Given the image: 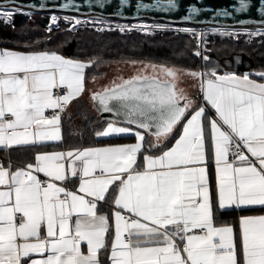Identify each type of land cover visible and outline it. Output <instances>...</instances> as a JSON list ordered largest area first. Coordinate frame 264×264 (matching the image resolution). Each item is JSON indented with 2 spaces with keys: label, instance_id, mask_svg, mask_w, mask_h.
<instances>
[{
  "label": "snow or ice",
  "instance_id": "obj_1",
  "mask_svg": "<svg viewBox=\"0 0 264 264\" xmlns=\"http://www.w3.org/2000/svg\"><path fill=\"white\" fill-rule=\"evenodd\" d=\"M108 2L95 0L93 6L104 8ZM239 2L238 11L251 6L250 0ZM127 4L119 0L121 10ZM70 6L79 10V5L64 4ZM51 20L56 23L57 17ZM93 20L106 23L103 16L93 15ZM83 23L76 20L72 26ZM92 63L55 52L0 49V148L62 140L60 113L85 91L86 70ZM163 71L168 81L138 76L92 97L103 111L145 130L135 132L137 143L41 154L35 165L15 171L0 164V264H264V216L241 217L238 230L214 224L216 210L264 206V83L247 74L188 73L200 80L203 99L218 117L210 121L218 173L214 206L205 107L193 109V100L177 88L178 70ZM256 75L264 78V72ZM54 89L66 92L54 94ZM48 109L54 110L51 117L44 115ZM182 120L175 144L160 154H148L160 148ZM131 131L113 122L97 135ZM146 135L154 141L146 142ZM234 142L242 143L255 161L244 154L230 161ZM138 159L143 170H137ZM39 174L49 179L42 181ZM77 177L83 195L55 183ZM114 184V205L120 210L114 213L109 246V217L97 209ZM122 212L130 215L126 218ZM168 226L176 232L162 231ZM180 233L182 249L174 240ZM82 243L87 244V254ZM109 247L106 261L102 256Z\"/></svg>",
  "mask_w": 264,
  "mask_h": 264
},
{
  "label": "trees",
  "instance_id": "obj_2",
  "mask_svg": "<svg viewBox=\"0 0 264 264\" xmlns=\"http://www.w3.org/2000/svg\"><path fill=\"white\" fill-rule=\"evenodd\" d=\"M0 10L5 11L4 9ZM10 13L14 14L12 28L21 27L20 25L24 22V13L17 11ZM42 17H44L43 20H48L45 14ZM42 23L45 24V22ZM151 26L153 29L148 33L141 31L138 27H124V29L115 27L103 31L88 27L85 30H80L77 38L84 52L83 58L76 56L75 40H70L69 46L62 52H58L64 56L78 59V61H94L91 67L95 62L104 65L139 62L196 72L215 70L218 74H249L259 80L264 79L256 75L264 72V39L261 37L256 38L258 42L247 39L245 40L247 43L241 44L240 39L233 32L234 29L231 28L232 30L226 29L229 36L223 37L218 32H207L198 41L193 34L185 33L170 24H151ZM26 32L28 33L22 37L23 41L18 43L13 41L15 32H12L11 28L6 29L0 26L1 46L24 51L25 49L47 50L41 47L37 48L33 44L37 32ZM205 48L208 50L205 51ZM197 52L201 55L197 56ZM203 56H207L209 59L203 60ZM88 73L90 76L98 74L96 71L91 72L90 70ZM77 120L82 122L78 124ZM107 122L111 121L102 119L98 111H93L83 104L75 114L65 117L63 120L66 146L69 149L83 148L85 145L97 142V133L103 128L102 124ZM1 159L7 158L2 157Z\"/></svg>",
  "mask_w": 264,
  "mask_h": 264
},
{
  "label": "crops",
  "instance_id": "obj_3",
  "mask_svg": "<svg viewBox=\"0 0 264 264\" xmlns=\"http://www.w3.org/2000/svg\"><path fill=\"white\" fill-rule=\"evenodd\" d=\"M0 49L16 51V52H21L25 54L37 53V52H49V53L54 52L53 50L50 51V50H43V49L42 50L25 49V51L17 50V49H13L12 47L9 48L7 46H1V44H0ZM55 53L64 56L61 53H58V52H55ZM64 57L67 59L76 60L73 57H69V56H64ZM88 71L89 70L87 69L86 78H85V91L82 93V95L74 99L68 105L67 109L63 112L64 114L61 116L60 127H61L62 140L36 143L34 145L14 146L11 148H0V157L7 158V159H2V161L0 160V164H3L6 168L10 166L12 170L15 171V170H20V169H26L28 165H35L36 157L41 154H53L56 152L66 153L68 151L84 150V149L93 148V147L128 146V145H132L138 142L135 136V132L138 131L141 134H145V131L134 128L132 126H128L126 124L125 125L120 124L116 121H111V122L102 124L104 126L100 131L104 130L108 124L113 123V122H115L117 126L130 127L132 131L126 134H120L117 136H110V137H103V136L98 135L97 142L85 145L83 148L73 147L69 149L66 146L65 141H64V127H63L64 118L75 114L78 111V109L82 107L83 104H86L87 107H89L93 111H96L93 106L94 99L91 98V94L94 93L93 94L94 96L97 93H102L105 91L104 88H100V90L98 88L96 89V85L94 86L92 84L93 82L96 81L95 77L100 75V73L96 74L95 76H90ZM223 74H226V73H223ZM223 74H220V75H223ZM236 75L243 76L239 74H236ZM189 77L191 78V80H193V83L191 85L184 86L183 92L185 91L186 93H196L197 101L193 103V109H196L199 106L205 107L206 119L204 121V127H205V143H206V155H207V173H208V179H209L210 194H211L213 205L215 206L217 202L218 173H217L216 165L214 161V147L211 141L210 121L212 119L218 120V117H217V114L215 113V110L212 109L211 106L208 105L207 102L203 99L204 94L201 90L200 80L193 78L191 75ZM250 78L255 80L257 83H264V79L259 80L256 77H252V76H250ZM91 85L93 86L90 89ZM110 88L112 87L109 86L107 89H110ZM49 110H52V109H48L44 113V115L47 117H51V116H48L47 114ZM190 114H191V110H190L189 115ZM185 119H187V117ZM184 123L185 121L182 120L181 123L176 127L174 132L169 136V138L166 141H161V147L151 149V151L148 154H160L162 150H167L171 148L175 144L176 140L179 139V136L182 134V128H183ZM148 140L154 141V137L146 135V142ZM244 150H245L244 155L248 156L249 159L255 161V158L251 157V154L247 152V149L244 148ZM77 166H79V162H77ZM66 167H67V164H66ZM137 170H143V165L140 163L139 159L137 162ZM39 176L40 178L44 177L43 174H39ZM55 183H57L58 186L66 185V187L69 190L73 192H77V194L83 195L82 193L78 192V189H79L78 177L70 178L69 181H64V182L56 181ZM118 183L119 182H117V184ZM2 188L3 186H0V190H2ZM114 189H116V184L110 187L106 200L99 202L98 209H97L98 214H103L109 217V222H110L111 227L106 237L109 246L111 245L114 239V223H115L114 213L115 211L120 210V209H117L114 205V200L117 198V195H118V192L114 191ZM123 213H127V212H122V214ZM257 216H264V206H251V207L243 208V209L216 210L214 213V224L217 227L232 226L235 230H238L241 217H257ZM75 219L76 217L73 216V221ZM162 231H167L169 234H173L176 232V228L174 226H168L167 229H162ZM195 233L200 234V230H195ZM41 235L42 237L45 235V232L43 230L41 232ZM182 235L184 234L180 233L179 235L174 236V240L176 241L177 245L181 249L183 248L182 244L185 243L184 241H181L179 239V236H182ZM237 235H238V231H237ZM81 250L84 254H87V244L86 243L81 244ZM109 254H110V247L108 249V252L102 256V259L107 261ZM44 255L47 256V253H45ZM34 258L39 259L41 257L35 256Z\"/></svg>",
  "mask_w": 264,
  "mask_h": 264
},
{
  "label": "rangeland",
  "instance_id": "obj_4",
  "mask_svg": "<svg viewBox=\"0 0 264 264\" xmlns=\"http://www.w3.org/2000/svg\"><path fill=\"white\" fill-rule=\"evenodd\" d=\"M0 9H3L0 7ZM21 12L24 13V22L21 24V27H13V16L14 14L9 12ZM43 14L47 16V21L43 20L44 17ZM52 16L57 17L56 23H53L51 20ZM76 20L83 21L82 25H78L76 27H73V23ZM42 22H45L43 24ZM114 22V23H112ZM95 24V27L93 26ZM151 24H160L157 22H145V21H126V20H108L106 23L101 25L99 21L89 20L83 18H77L76 16H73L71 14H61V13H42V12H34L30 10H14L9 9L5 11L0 10V26L5 27L6 29H12V32L14 33V42L21 43L23 41V36L25 33H28L26 31H30L32 33H36V37L34 40V45L39 48H45L50 51L54 52H62L64 48L68 47V42L71 40H75L76 43L75 51L77 57H82L83 55V49H81V43H78L77 38L80 30H85L86 28H94V29H100L102 26L104 29L107 28H121L124 29V27H138L141 31H144L148 33V31L152 30ZM171 25V24H170ZM51 26V30H49ZM177 28H180L185 33H191L194 35V37L199 41L202 38L203 34H206L207 32L211 33H220L223 37L229 36L228 28L221 27V26H193V25H173ZM81 27V28H79ZM79 28V30H78ZM44 30V31H41ZM232 30V29H231ZM233 32L236 36L240 39L241 44L247 43L245 40H253V42H258V39L261 37L264 39V31L258 30L255 27L252 28H238L234 29ZM70 36V37H69ZM71 38V39H70ZM12 39V38H11ZM2 41L0 37V42ZM27 41V40H26ZM11 42V40H10ZM208 48H205V51H207ZM59 53V52H58ZM75 56V54H74ZM83 58V57H82ZM78 60V59H76ZM92 66V65H91ZM169 69H176L174 67H168V66H159L155 64H147V63H132V62H122V63H116V64H100L98 62H95L93 67L88 68L91 72H97L100 73V75L96 76V81L92 84L95 86L96 89L98 88H104L107 89L109 86L114 87L116 85L122 84L126 80L134 79L136 77H148L149 79L155 78L158 81L165 82L168 81L170 78L166 75V73L163 71L164 68ZM180 72V75L178 77V80L176 81L177 88L180 89L183 92L184 86L191 85L193 83V80L189 77L190 75L188 73L192 71L182 70V69H176ZM90 86L91 87L93 86ZM96 93V92H95ZM185 95H187L190 99L193 100V102H196V93H186L183 92ZM93 94H91V98L93 97ZM82 122V121H81ZM80 121L77 123L80 124ZM85 123V122H84ZM93 125V124H92ZM95 126V125H93ZM166 141V140H163Z\"/></svg>",
  "mask_w": 264,
  "mask_h": 264
},
{
  "label": "water",
  "instance_id": "obj_5",
  "mask_svg": "<svg viewBox=\"0 0 264 264\" xmlns=\"http://www.w3.org/2000/svg\"><path fill=\"white\" fill-rule=\"evenodd\" d=\"M65 3L79 5V10L73 6L65 8ZM94 3L95 0H0V7L7 10L96 15L118 21L139 20L171 25L264 26V0H250V8L243 12L237 10L240 7L239 0H128V4L122 10L119 7V0H110L104 8L93 6ZM137 5L141 7L138 8ZM93 106L104 120L136 128L135 125L125 123L123 117L117 116L115 112L103 111L98 101L94 100Z\"/></svg>",
  "mask_w": 264,
  "mask_h": 264
},
{
  "label": "built area",
  "instance_id": "obj_6",
  "mask_svg": "<svg viewBox=\"0 0 264 264\" xmlns=\"http://www.w3.org/2000/svg\"><path fill=\"white\" fill-rule=\"evenodd\" d=\"M42 13H44V12H42ZM72 15V14H71ZM73 16H76L78 19L79 18H85V19H89V20H93V15L92 16H82V15H73ZM105 20L106 21H108V20H115V19H111V18H105ZM229 29V28H228ZM233 29H238V28H233ZM258 30H261V31H264V28L263 27H261V28H258ZM54 91V94L55 93H59V94H65V92H66V90L65 89H54L53 90ZM67 107H68V105L67 106H65L64 107V111L67 109ZM56 112H59L60 110H55ZM63 111V112H64ZM60 113V115L62 116L64 113ZM47 114H48V116H52L53 114H54V110H49L48 112H47ZM244 147H243V145H242V143L241 144H239V146H237V143L236 142H234L233 143V145L230 147V153H229V159H230V161L231 160H233V159H238L239 158V156L241 155V154H244ZM1 161H2V159H0ZM42 181H46V180H48L49 178H46V177H42V178H40ZM123 215L127 218L129 215L127 214V213H123ZM182 246H184V244H182Z\"/></svg>",
  "mask_w": 264,
  "mask_h": 264
},
{
  "label": "bare ground",
  "instance_id": "obj_7",
  "mask_svg": "<svg viewBox=\"0 0 264 264\" xmlns=\"http://www.w3.org/2000/svg\"><path fill=\"white\" fill-rule=\"evenodd\" d=\"M3 7H5V6H3ZM10 7V6H9ZM9 7H5V8H9ZM245 28H252V27H250V26H244ZM243 26H231V27H229V26H225V28H229V29H231V28H244ZM261 27H263L264 28V26H259L258 25V27H255L256 29H258V28H261Z\"/></svg>",
  "mask_w": 264,
  "mask_h": 264
}]
</instances>
